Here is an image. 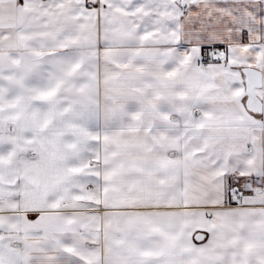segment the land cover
Here are the masks:
<instances>
[{
  "label": "snow or ice",
  "instance_id": "obj_1",
  "mask_svg": "<svg viewBox=\"0 0 264 264\" xmlns=\"http://www.w3.org/2000/svg\"><path fill=\"white\" fill-rule=\"evenodd\" d=\"M0 264H264V0H0Z\"/></svg>",
  "mask_w": 264,
  "mask_h": 264
}]
</instances>
